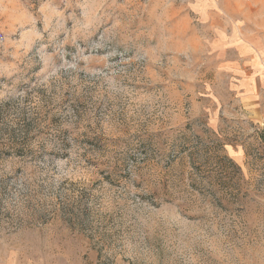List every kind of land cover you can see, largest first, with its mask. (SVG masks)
<instances>
[{
    "label": "rangeland",
    "instance_id": "rangeland-1",
    "mask_svg": "<svg viewBox=\"0 0 264 264\" xmlns=\"http://www.w3.org/2000/svg\"><path fill=\"white\" fill-rule=\"evenodd\" d=\"M245 2L223 34L213 0H0V264H264Z\"/></svg>",
    "mask_w": 264,
    "mask_h": 264
},
{
    "label": "crops",
    "instance_id": "crops-1",
    "mask_svg": "<svg viewBox=\"0 0 264 264\" xmlns=\"http://www.w3.org/2000/svg\"><path fill=\"white\" fill-rule=\"evenodd\" d=\"M214 9L208 15V22L215 26L217 33L229 31L236 23L238 14L246 7L245 0H213ZM231 30V29H230Z\"/></svg>",
    "mask_w": 264,
    "mask_h": 264
}]
</instances>
